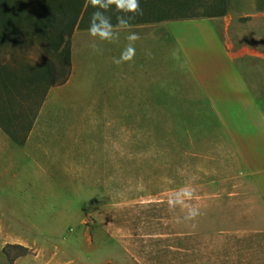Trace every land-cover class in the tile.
Here are the masks:
<instances>
[{
	"label": "rangeland",
	"instance_id": "rangeland-1",
	"mask_svg": "<svg viewBox=\"0 0 264 264\" xmlns=\"http://www.w3.org/2000/svg\"><path fill=\"white\" fill-rule=\"evenodd\" d=\"M45 1L0 0L12 22L20 20L12 26L15 40L0 48V61L18 73L20 85L12 95L0 86V119L8 110H35L43 87L32 88L26 69L53 61L56 80L64 76L58 52L67 32L56 48L58 32L42 34L33 24L32 11ZM152 6L187 21L223 9L215 25L222 35L230 26L240 72L254 106L264 110V0H155ZM145 9L138 4L139 13ZM94 11L106 22L120 17L114 2ZM86 26L71 36L70 82L41 112L53 132L38 163L24 160L16 179L0 181V264H14L4 249L15 260L27 256L40 264H264V118L251 116L242 95L225 90L226 100L213 101L208 91L222 59L201 47L185 53L187 59L153 55L150 61L137 46L130 61L115 63L134 41L102 40ZM98 29L124 33L123 26ZM192 37L190 30L191 44L201 45ZM186 188L192 190L183 197L187 207H169V198ZM189 207L198 212L191 220Z\"/></svg>",
	"mask_w": 264,
	"mask_h": 264
},
{
	"label": "crops",
	"instance_id": "crops-1",
	"mask_svg": "<svg viewBox=\"0 0 264 264\" xmlns=\"http://www.w3.org/2000/svg\"><path fill=\"white\" fill-rule=\"evenodd\" d=\"M217 16H224V14L214 15L211 18L202 19L200 21L164 19L128 24L127 27H123V34L118 33L116 36L112 35V37L115 39L118 38L126 44V41H128V35L135 33L138 39L132 42V47L135 48L138 46L139 48H142V55H144L145 58L150 61H153L151 59V56L153 55H155L156 60L172 59L171 56L175 55L183 59L186 58L184 57L185 53H188L189 51L198 52L201 47H205L212 55L218 57V61L222 59V62H220L217 66L219 75L217 76L216 81H214L216 84L212 85V89L208 91L215 97L213 101L226 100L227 98L225 95V90H227L229 97L231 95H242L246 106L248 108L249 106L251 107V116H256L263 119L264 110L257 105L254 106L253 103L256 102L254 92L252 87L249 85L246 76L240 72L241 67L236 61V54L238 53L236 37L230 32L229 25L226 26L224 33L225 35L221 34V31H219L220 29L218 30L215 25V22H219ZM243 24V26L247 25L246 23ZM190 30L193 33L192 39H194L196 43H201V45L198 47L191 44V41L188 38V31ZM129 42L131 43V41ZM174 47L175 49H173ZM72 51L73 47L71 49L70 75L64 82L60 84L52 85L47 82L40 83L42 84L43 90L40 93V97L38 99V102L40 103L38 106H36V110L31 111L28 109L20 111L19 113H16L15 111L16 114L11 110H6L7 112L2 114L0 119V181L16 179L20 174V167L18 166L24 163V160L33 159L36 163H38V151H44L43 147L46 145L47 135L53 132V127L49 121H43L41 112L44 110V106L48 102L50 96L58 92V90L65 87L70 82L74 69L72 64ZM190 67L192 71L195 70L192 66ZM192 73L194 74V72ZM216 92H221L222 94L216 95ZM104 115L106 118H108L110 112L106 109V113ZM108 125L109 119H106V123L102 127L103 133L107 131ZM262 130L263 134L264 126ZM69 143L70 137L68 136V141L62 143V145H68ZM77 146L82 148L85 145L80 142L77 144ZM45 152L46 155L50 154V151L45 150ZM53 157V155L50 156V159ZM1 227H3V224L0 215V229ZM36 237L35 238L38 239V236ZM22 240L25 239H13L10 241H16L23 244ZM20 243L14 244L22 245ZM0 247L2 248L1 244ZM20 261H23V264H40L41 259L33 258L31 260L29 257L24 256L14 260L11 263L15 264L19 263Z\"/></svg>",
	"mask_w": 264,
	"mask_h": 264
},
{
	"label": "trees",
	"instance_id": "trees-1",
	"mask_svg": "<svg viewBox=\"0 0 264 264\" xmlns=\"http://www.w3.org/2000/svg\"><path fill=\"white\" fill-rule=\"evenodd\" d=\"M154 2L155 0H138V4L140 6L146 7L143 13H139V11L137 10L135 13L124 12L123 14L125 15H123L121 10H119L120 12L118 11V14L120 15V17L126 16L125 18H127V16H130L131 19L129 20L128 24L170 19L171 17H168L167 15H165V13H162L163 11L160 10L162 9L161 7H159V9L152 6ZM93 12L94 7L91 3V0H48L42 4L41 9H35L32 11V15H34L35 17L33 24L35 28L38 29V31H41L42 34H53L54 32H58L57 38L59 39V42H57L56 48H58L60 46L61 41H63V33L65 31L67 32V40L65 42V46L62 48L61 51L58 52V56H61L63 58V78L61 80H56L55 77L58 68L53 61H48L41 68H38L36 66L30 67L26 69V73L27 76L30 78L31 85L34 90L38 88L36 86L37 83L47 82L49 84L55 85L64 82L68 78L71 73V36L73 34L74 29L81 24L86 23V28H89ZM224 12L225 11L222 9L221 11L212 12L208 15H223ZM102 15V13H98V15L95 16L94 20H92V22L97 26V28L119 26L118 18H111L108 22H106L104 16ZM192 17L196 16L184 15L183 18ZM18 22H20V20L12 22V20L7 16L5 7H0V26L4 29V33L0 34V48L5 46L6 42L9 39L15 40L16 37L13 35L14 31H12V26L14 24H17ZM0 76V86L2 85L6 92L12 95V90L19 89L20 85L18 83V73L15 71H10L8 65L6 63H2L1 61ZM28 95L30 96L29 93ZM39 103L40 102H38L36 106H38ZM20 106L22 107V104ZM10 246L20 248L22 250L21 254H26L28 252V247H25L23 245L10 244ZM4 254L9 262H13L15 260L14 258L8 256L7 251L5 249Z\"/></svg>",
	"mask_w": 264,
	"mask_h": 264
},
{
	"label": "clouds",
	"instance_id": "clouds-1",
	"mask_svg": "<svg viewBox=\"0 0 264 264\" xmlns=\"http://www.w3.org/2000/svg\"><path fill=\"white\" fill-rule=\"evenodd\" d=\"M116 4L117 10H122L125 13H135L138 10V0H107V4L111 3ZM91 3L93 7L99 5L100 7H106L107 4L104 2V0H91ZM97 15V11H94L92 13V19L89 26V34L93 37H99L102 40L111 39L112 33L110 30H100L97 28V26L92 22L94 20L95 16ZM131 19V17L124 18V17H118V23L119 25L123 27L128 26V22ZM127 39L129 41H134L138 39L137 35L135 33H131L128 35ZM134 48L131 46V44L125 49L124 52H122L120 58L118 60H115V63H120L121 61H130L134 55ZM192 196V190L190 189H182L179 193H177L175 196L170 197L168 200L169 207H173L175 205H181L182 207H187V205L184 202L183 197H191ZM198 214L197 209L194 207H189L187 215L185 219L191 220Z\"/></svg>",
	"mask_w": 264,
	"mask_h": 264
}]
</instances>
